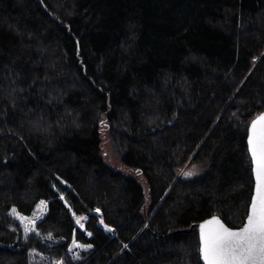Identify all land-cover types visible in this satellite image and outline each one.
I'll list each match as a JSON object with an SVG mask.
<instances>
[{"label": "trees", "instance_id": "16d2710c", "mask_svg": "<svg viewBox=\"0 0 264 264\" xmlns=\"http://www.w3.org/2000/svg\"><path fill=\"white\" fill-rule=\"evenodd\" d=\"M263 111L264 0H0V264H204Z\"/></svg>", "mask_w": 264, "mask_h": 264}, {"label": "snow or ice", "instance_id": "6c2138e0", "mask_svg": "<svg viewBox=\"0 0 264 264\" xmlns=\"http://www.w3.org/2000/svg\"><path fill=\"white\" fill-rule=\"evenodd\" d=\"M250 132L248 143L256 164V195L242 228H229L218 217H213L199 225L200 252L205 264H264V114L251 123ZM45 203L41 201L37 210ZM13 214L24 222L25 233L34 230L35 218L25 217L16 209H13ZM77 223L80 224L81 221L77 220ZM100 223L103 224L102 219ZM88 235L91 236L92 233L89 232ZM48 238L53 237L49 234ZM73 244L81 248L91 247V245L79 244L75 239ZM58 264L63 262L60 261Z\"/></svg>", "mask_w": 264, "mask_h": 264}, {"label": "water", "instance_id": "95a60500", "mask_svg": "<svg viewBox=\"0 0 264 264\" xmlns=\"http://www.w3.org/2000/svg\"><path fill=\"white\" fill-rule=\"evenodd\" d=\"M262 114H264V111L261 112L260 114H258V115L252 120V122H253L254 120H256V119H257L259 116H261ZM252 122H251V123H252ZM250 126H251V124H250ZM250 134H251V132H250V128H249L248 140H249V136H250ZM248 140H247V141H248ZM248 148H249V152H250V155H251V151H250L249 143H248ZM251 158H252V165H253L254 187H253V193H252V197H251V201H250V205H249L248 214H249V211H250L251 202H252L253 198H254L255 195H256V185H257V179H256V173H255L256 164H255V161H254L252 155H251ZM248 214H247V216H248ZM213 217H218V218H219V219H220V220H221V221H222L227 227L232 228V229H239V228H242V227L244 226V224L246 223V221H247V217H246V219H245V221H244V223H243L242 226H239V227H232V226L228 225V224L223 220V218H222L221 216L214 215V216H211V217H209V218H207V219L202 220L201 222H198V223L193 224V225L191 226V230H192L193 228L196 227V228L198 229V231H199V235H200V228H199V225L203 224L206 220L212 219ZM200 249H201V238H200ZM201 258H202V255H201ZM202 261H203V263L205 264V261L203 260V258H202Z\"/></svg>", "mask_w": 264, "mask_h": 264}, {"label": "rangeland", "instance_id": "374dc122", "mask_svg": "<svg viewBox=\"0 0 264 264\" xmlns=\"http://www.w3.org/2000/svg\"><path fill=\"white\" fill-rule=\"evenodd\" d=\"M203 169H204V165L201 163L186 164L185 166L182 167L180 171V175L184 173L185 177L192 178V177L200 175L203 172ZM188 173H191V175H188ZM79 225L81 226L82 224L80 223Z\"/></svg>", "mask_w": 264, "mask_h": 264}, {"label": "built area", "instance_id": "2783aa9c", "mask_svg": "<svg viewBox=\"0 0 264 264\" xmlns=\"http://www.w3.org/2000/svg\"><path fill=\"white\" fill-rule=\"evenodd\" d=\"M97 216H100L101 215V211L99 212H95ZM75 220H80L81 221V224L84 225L88 219H89V215L88 214H82V215H75ZM82 218H86V219H82ZM100 221H101V218L99 217ZM103 229H105L107 232H113L112 228H110L108 225L107 227H105V222L103 221V224L101 223Z\"/></svg>", "mask_w": 264, "mask_h": 264}]
</instances>
